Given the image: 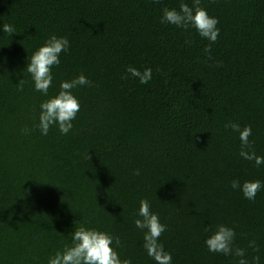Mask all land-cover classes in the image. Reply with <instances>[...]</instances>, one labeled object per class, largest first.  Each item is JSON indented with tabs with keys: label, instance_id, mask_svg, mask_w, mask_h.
Instances as JSON below:
<instances>
[{
	"label": "trees",
	"instance_id": "obj_1",
	"mask_svg": "<svg viewBox=\"0 0 264 264\" xmlns=\"http://www.w3.org/2000/svg\"><path fill=\"white\" fill-rule=\"evenodd\" d=\"M181 3L193 0H0V27L15 28L0 30V264H47L81 225L118 237L122 260L155 264L133 223L142 199L166 225L159 242L172 264H237L204 246L219 224L264 264V190L247 200L230 188L264 182V166L243 160L224 127L250 126L251 149L264 156V0H200L219 21L210 53L195 30L160 23ZM53 34L70 48L49 96L80 74L92 86L73 90L71 131L42 136L35 125L48 97L23 70ZM128 66L151 68V81L123 78Z\"/></svg>",
	"mask_w": 264,
	"mask_h": 264
},
{
	"label": "clouds",
	"instance_id": "obj_2",
	"mask_svg": "<svg viewBox=\"0 0 264 264\" xmlns=\"http://www.w3.org/2000/svg\"><path fill=\"white\" fill-rule=\"evenodd\" d=\"M159 3V0H152ZM200 0H193L190 7L187 3H181L179 10L164 8L160 17V23L173 25L183 30L193 29L204 40L208 41L203 51L211 52V45L215 44L220 30L217 27L219 21L216 17L210 16L206 9L199 6ZM0 30L12 35L15 28L5 24ZM190 44L191 41H186ZM70 42L67 37H50L39 46L30 57L23 71H26L31 78L33 89L41 95L48 97L39 105V113L35 128L42 136H47L50 128H56L62 135H67L73 128V123L77 113L80 111V103L73 90L81 87H91L92 82L83 74L77 75L69 80L59 83V91L54 96H49V89L53 86L52 68L58 67L61 63V53H67ZM210 58V56H209ZM128 78L130 75L136 78L140 84H148L152 79V69L145 68L143 71L128 66L125 70ZM23 79L18 84L20 90L23 88ZM225 129H230L236 134L240 141L238 155L246 161L253 162L257 167L264 166V156L257 155L251 149L249 137L252 135L250 126L241 127L235 122H227ZM25 134L31 130H22ZM133 175H140V170L133 171ZM233 191H239L244 199L254 200L256 194L264 190V182L260 180H240L234 179L230 182ZM137 218L133 221L135 227L143 234V248L148 257L155 264H172V255L167 252L159 238L166 231V225L160 222L157 214L150 210L148 200L142 199L136 213ZM71 245L65 246L62 250L56 251L48 257L47 264H132L130 259L122 260L115 251V247L120 246L118 237L94 228H87L83 225L70 232ZM235 229L223 224L216 225L214 230H210V235L204 240V246L210 253L224 256H235L239 258L237 264H259V257H254L250 262L246 258V251L243 248L235 247ZM249 247L256 249L255 241L249 242Z\"/></svg>",
	"mask_w": 264,
	"mask_h": 264
}]
</instances>
